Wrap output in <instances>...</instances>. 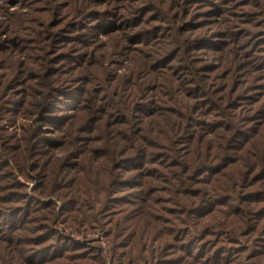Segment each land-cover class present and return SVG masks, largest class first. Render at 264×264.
Segmentation results:
<instances>
[{
	"label": "rangeland",
	"instance_id": "rangeland-1",
	"mask_svg": "<svg viewBox=\"0 0 264 264\" xmlns=\"http://www.w3.org/2000/svg\"><path fill=\"white\" fill-rule=\"evenodd\" d=\"M0 264H264V0H0Z\"/></svg>",
	"mask_w": 264,
	"mask_h": 264
}]
</instances>
